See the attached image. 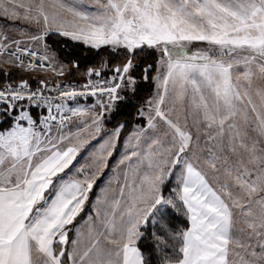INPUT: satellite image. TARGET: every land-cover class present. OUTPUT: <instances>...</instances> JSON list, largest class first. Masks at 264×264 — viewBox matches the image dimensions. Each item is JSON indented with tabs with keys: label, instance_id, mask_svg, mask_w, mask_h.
Instances as JSON below:
<instances>
[{
	"label": "snow or ice",
	"instance_id": "snow-or-ice-1",
	"mask_svg": "<svg viewBox=\"0 0 264 264\" xmlns=\"http://www.w3.org/2000/svg\"><path fill=\"white\" fill-rule=\"evenodd\" d=\"M93 5L0 0V16L23 21L27 35L9 40L0 34V55L11 52L18 67L64 74L49 63L51 57L32 48L53 30L128 56L112 69L110 80L88 68L83 90L58 85V96L45 95L53 92L45 80L36 91L24 80L0 89L5 115L14 114L0 129V264H148L137 246L139 228L149 217L156 222L170 216L172 209L182 210L190 227L177 235L180 255L170 264H264V86H257L264 84V0H93ZM57 9L75 20L68 25ZM193 42L206 47L192 52ZM145 48L160 54L156 80L162 91L148 102L147 127H137L126 141L128 153L117 165L124 182L97 201L105 208L96 209L98 223L89 226L87 245L81 247L78 232L69 249V226L93 180L66 174L90 143L81 135L88 128L101 132L105 114L122 99L119 90L135 85L131 57ZM170 93L184 108V126L164 107ZM84 96L99 98L91 107L70 106ZM26 99L30 108L17 110L16 103ZM32 108L42 109L38 119ZM189 118L197 129L195 141ZM73 126L79 131L66 134ZM122 128L114 131L117 139ZM200 135L211 145L203 163L219 188L198 158L189 156ZM174 169L180 170L178 185L166 198L162 186Z\"/></svg>",
	"mask_w": 264,
	"mask_h": 264
},
{
	"label": "trees",
	"instance_id": "trees-1",
	"mask_svg": "<svg viewBox=\"0 0 264 264\" xmlns=\"http://www.w3.org/2000/svg\"><path fill=\"white\" fill-rule=\"evenodd\" d=\"M42 43L45 50L52 53L57 60L67 66H72L73 70L72 72L70 71V77L75 76L74 70L86 72L88 68H98L106 76L112 72V69L122 65L119 64V60L128 58L127 53L123 50L114 52L110 46H102L99 49L91 48L82 42L72 41L70 38L63 37L55 32H49L45 39L42 40ZM131 58L134 64L131 75L135 77V85H125L119 90V95L122 99L116 103L113 111L105 114L102 123L103 130L123 125L118 139L115 138V147L112 150L111 157L106 160L105 169L111 165L123 138L132 126L144 121L137 113L146 103L153 90L155 50L147 48L144 51L138 50L136 55ZM74 63L78 67H73ZM149 65H151L150 68ZM146 69L147 71H145ZM34 75L33 78L29 77L27 72H18L15 69L0 67V87L21 80L27 81L31 85H37L38 79L40 77L43 78V76ZM145 76H147V79L144 78ZM21 106H23V103L16 105L17 110ZM31 112L33 117L36 118V110L32 108ZM13 117L14 114L12 113L5 116L0 121V129L7 128ZM98 183L99 178L93 181V188L88 194V199L81 213L76 217L74 224L69 226V239L71 238L73 227L91 213L90 203L93 200ZM173 185L172 178L169 177L162 186L164 196H174L173 190L170 189ZM187 227V217L182 210L172 209L170 216L162 220L156 218V222H154L153 217H149L148 221L139 228L141 238L137 242V246L148 261V264H168L178 258L180 255L178 249L181 247V243L177 239V235L182 233ZM56 251H59L58 245L56 246Z\"/></svg>",
	"mask_w": 264,
	"mask_h": 264
},
{
	"label": "rangeland",
	"instance_id": "rangeland-1",
	"mask_svg": "<svg viewBox=\"0 0 264 264\" xmlns=\"http://www.w3.org/2000/svg\"><path fill=\"white\" fill-rule=\"evenodd\" d=\"M46 2L52 3V0H46ZM84 3L88 6L94 7L93 0H84ZM20 11L22 12V10ZM56 11L58 12L62 20H64L68 25H70L75 20V18L67 12H64L59 9H57ZM22 27H24L23 21H13L6 17L0 16V34L6 35L7 37H9V40H12V39L27 40V35L21 32ZM30 27L34 28L35 26H30ZM25 32H27V28H25ZM51 32L57 33L55 30ZM30 34H37V33L32 32ZM25 46H27V44ZM205 47L206 45L200 42H193L191 45H189V48L192 52H195L199 49H203ZM32 48L38 51L41 55L46 54L49 57H51L52 59H50L49 63L55 65L57 72H59L60 69L63 68L64 74L62 76L56 75L51 70H47L44 72L25 70V68L23 67H18L15 61L7 57H4L3 55H0V67L15 69L18 72L20 71L27 72L28 76L33 77V78L35 76L34 74L43 76V78L40 77L38 79V83H40L41 80L46 81L47 78H49L51 79V82L56 81L60 85H65V86L71 85L76 88H81L86 82V80L89 79V77L85 75L86 72H79L76 70L73 71V73L75 72L74 74L75 76L70 77V71L72 72L73 70L72 66L65 65L64 63L57 60L52 53L46 51L43 46L42 41L33 43ZM155 52H156V60H155V65H154L155 72L153 76V83H154L153 90L151 92L150 97L146 101V103L138 110V113H137V115L142 117L144 121L140 124L133 125L130 131L125 135L120 147L118 148L117 154L115 155L114 159L112 160L111 165L107 169H105V163H106L107 158L109 157L108 153L110 151L112 152L113 144L115 145L116 137L113 134H114L115 129L120 125L112 129H106V130L102 129V131L99 133L96 132L95 128H88L87 131H85L80 137L82 140L89 141L90 143L85 146V149H81L80 154H78L77 156V161L75 163V166L72 167L71 171L67 172L66 176L78 178V179H84L85 177H87L88 179L93 180V181L99 178V183L95 191V195L93 197L92 202L90 203V208L92 212L84 217L86 218L84 221V224L87 225L88 227L92 225L93 223H98L97 216H96V209L100 208L101 210H103L105 208V205L103 203L98 204L97 201L98 200L103 201L106 196L110 197L113 194V192L117 190L116 189L117 183L124 182L123 176H122L123 169H118L117 165H118V161L122 159L124 155L128 153V149L125 146L126 141H128L130 135L133 133V131L137 127H142V128L147 127V119H148V114H149L148 112L149 103L148 102L150 100L156 99L158 91H162V88L158 87V82L156 80V77L158 76V69H159L157 61L159 59L160 54L157 50H155ZM127 59L128 58L119 60L120 62L119 64L123 65V63L126 62ZM114 75L115 74L112 71L106 76L102 74L100 79L110 80L112 79ZM76 79H78V81H76ZM91 79L93 80V82L97 80L95 76L91 77ZM257 86H264V84H262L260 81H257ZM96 100H89V101L79 100V101L72 102L70 106L87 105L88 107H91L96 102ZM257 103H259L258 100H257ZM30 106H31L30 104H27V102H25V104L21 107H24L26 110H28ZM164 107L166 109H172L173 119H178L181 126H184L185 124L184 108L178 102L174 101V94H171V93L169 94ZM34 109L36 110V113H37L36 118L38 119L42 111H39L37 108H34ZM97 111H99V109H97ZM141 111H143L144 113L143 116L140 115ZM75 123L76 122L74 121L73 124L75 125ZM187 124L189 126V130L193 133L194 141H195V138L198 135V133H197L196 127L193 125V121L191 118L188 119ZM84 127H85L84 124H80V129H83ZM161 127H163V125H161ZM69 131L75 133L79 131V129L73 126L65 130L66 134ZM106 142L108 143L106 144ZM102 146L104 147L102 148ZM169 146L170 145H165V147H169ZM210 147H211L210 144L205 143V137L203 135H200L198 144L195 142L193 143V147H192V150L189 152V156L192 157L194 160L198 158V163L200 166L203 167V170L206 172L209 180L213 183L215 187L219 188V185L216 183V175L213 174L211 171H209L207 166L204 165L203 163L205 159V154L207 153V150ZM136 163H137L136 161H133V166H135ZM80 168H83L84 171L78 175L77 169H80ZM179 171H180L179 169H174L173 170L174 174L169 176L172 178V181L174 183V185L170 187L171 190L177 188V185H178L177 176L179 175ZM165 197L167 198L168 196H165Z\"/></svg>",
	"mask_w": 264,
	"mask_h": 264
},
{
	"label": "built area",
	"instance_id": "built-area-1",
	"mask_svg": "<svg viewBox=\"0 0 264 264\" xmlns=\"http://www.w3.org/2000/svg\"><path fill=\"white\" fill-rule=\"evenodd\" d=\"M15 49H14V46H13V51H14ZM35 50V49H34ZM38 52V51H37ZM39 53V52H38ZM39 55H41L40 53H39ZM3 56L4 57H7V58H9L10 59V57H11V52H7V53H5V54H3ZM11 60H13V59H11ZM30 60H31V56H30V54H29V56L28 57H25L24 58V64L25 65H27L29 62H30ZM14 61V60H13ZM33 63H35V61H32ZM28 70H30V71H37V72H44V71H47L46 69H41V68H39V67H36V68H33V69H28ZM21 81H19V82H15V83H12V84H5V85H3V86H1L0 87V89H5V88H7L9 85H13V86H15V85H17V84H19ZM95 82V81H94ZM29 85V88H30V90L31 91H36L37 89H39L40 87H41V84L40 83H38L37 85H31V84H28ZM58 85H60V84H58L56 81H53V82H50V83H48L47 82V86H48V88L49 89H53V92L52 93H49V92H45V95H56V96H58L59 95V92L58 91H56L55 90V86H58ZM63 86H65V85H63ZM71 86V85H70ZM71 87H74V86H71ZM76 88V87H75ZM77 90H83L82 89V87L81 88H76ZM99 97H96V96H92V97H89V96H84V97H79V98H77L75 101H78V100H82V101H85V100H96V99H98ZM74 101V102H75ZM24 102H27V104H30L31 105V101H29V100H24V101H21V102H17L16 103V105H18V104H20V103H24ZM5 109H6V104H4V103H0V121H2L3 120V118L6 116L5 115ZM39 111H42V109H40V108H37ZM41 115V114H40Z\"/></svg>",
	"mask_w": 264,
	"mask_h": 264
},
{
	"label": "crops",
	"instance_id": "crops-1",
	"mask_svg": "<svg viewBox=\"0 0 264 264\" xmlns=\"http://www.w3.org/2000/svg\"><path fill=\"white\" fill-rule=\"evenodd\" d=\"M48 80V81H47ZM47 82L50 83L51 82V79L47 78ZM25 103H23L24 105ZM19 105V104H18ZM19 109V108H18ZM66 178H70V179H78V178H73V177H67ZM92 212V211H91ZM90 217V216H89ZM86 218L82 219L81 221H79L72 229V235H71V238L69 239V249L71 248V240L73 239H77L78 238V232L80 233H83L82 236L79 237V239L81 240V247H85L89 241V235H88V229L89 227L87 225L84 224V221H85ZM188 227H190V224L188 222ZM187 227V228H188ZM186 230V229H185ZM103 240H101V245L103 246ZM58 247H60L58 245ZM58 252V251H57ZM170 264V263H168Z\"/></svg>",
	"mask_w": 264,
	"mask_h": 264
}]
</instances>
